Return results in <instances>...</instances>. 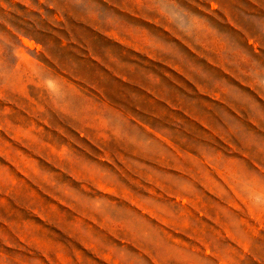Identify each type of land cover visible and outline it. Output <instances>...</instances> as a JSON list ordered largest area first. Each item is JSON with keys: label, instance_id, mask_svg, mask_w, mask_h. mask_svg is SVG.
<instances>
[{"label": "rangeland", "instance_id": "rangeland-1", "mask_svg": "<svg viewBox=\"0 0 264 264\" xmlns=\"http://www.w3.org/2000/svg\"><path fill=\"white\" fill-rule=\"evenodd\" d=\"M140 1L0 0V264H264V156L192 177L200 121L264 127L209 111L264 82V0Z\"/></svg>", "mask_w": 264, "mask_h": 264}, {"label": "crops", "instance_id": "crops-1", "mask_svg": "<svg viewBox=\"0 0 264 264\" xmlns=\"http://www.w3.org/2000/svg\"><path fill=\"white\" fill-rule=\"evenodd\" d=\"M137 2H141L140 0H136ZM148 10L151 12L149 15L151 19L163 18L166 14L167 6L164 3L166 0H147ZM183 2V0H171L167 3H170L171 6L168 7L173 13L174 11L178 12V4ZM183 9V8H182ZM181 9V10H182ZM168 17V16H167ZM246 28L242 27V33H244L249 37V33ZM247 37L245 38L246 41ZM248 41V39H247ZM151 43L154 45L156 50H162L163 40H159L157 38H152ZM158 45H162L159 47ZM247 45V44H246ZM227 83V82H226ZM229 85V84H227ZM249 85V84H247ZM251 89L244 90L242 87L238 88L239 92L234 94L237 96H233L232 90L233 88H229L231 93L230 96L233 98V101L228 97V94L222 90L221 87H217V91L212 93L210 96L209 111L215 115H234L237 113L243 115H255L254 113H264V106L260 99L264 98V82L256 81V83H252ZM225 97L226 99H223ZM239 99V100H237ZM215 105L216 108L213 106ZM221 108L222 110H219ZM235 109L236 111L234 112ZM214 110V111H213ZM263 112V113H262ZM203 113V111H201ZM200 113V114H201ZM252 119V118H251ZM232 120V117L229 118ZM244 128H233L231 125H225L224 122H218L213 127L212 125L206 123L205 121H200L198 124V128L194 131V136L198 138L200 141L199 150H196V156L198 155L199 159V170H194L192 172V177L197 182L193 183L200 185V191L204 189H208L210 194L213 192L214 186L208 185L204 187L203 180H215V179H226V178H242L243 175L239 174L246 169V166L249 163V158L237 159L234 157H230L228 151L226 150L227 144L233 145V142H237L241 147L250 148L251 150H246V153H252L254 155L264 156V127L259 122H244ZM128 135L129 142H131V138ZM214 140L220 141L221 143L216 144ZM133 141V140H132ZM134 142V141H133ZM229 147V146H228ZM216 151L217 155H222V157H214L212 154ZM196 161V160H194ZM251 162H260L264 167V159L252 158ZM236 164L240 165V168L230 167L231 165ZM255 168V167H253ZM248 169V167H247ZM183 180H185V173H182L180 176ZM185 182V181H184ZM214 183V182H212ZM184 193V191H183Z\"/></svg>", "mask_w": 264, "mask_h": 264}]
</instances>
